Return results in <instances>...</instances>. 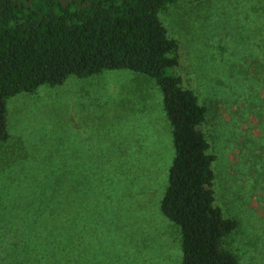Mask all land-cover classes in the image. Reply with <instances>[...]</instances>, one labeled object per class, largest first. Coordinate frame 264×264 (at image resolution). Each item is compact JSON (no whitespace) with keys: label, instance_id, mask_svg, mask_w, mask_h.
Wrapping results in <instances>:
<instances>
[{"label":"rangeland","instance_id":"rangeland-1","mask_svg":"<svg viewBox=\"0 0 264 264\" xmlns=\"http://www.w3.org/2000/svg\"><path fill=\"white\" fill-rule=\"evenodd\" d=\"M158 16L178 45L169 73L206 109L214 206L236 222L221 248L264 264V0H174ZM6 109L0 214L59 229L60 264H181L180 231L160 211L174 149L153 80L69 76ZM11 229L0 226L4 245Z\"/></svg>","mask_w":264,"mask_h":264},{"label":"trees","instance_id":"trees-1","mask_svg":"<svg viewBox=\"0 0 264 264\" xmlns=\"http://www.w3.org/2000/svg\"><path fill=\"white\" fill-rule=\"evenodd\" d=\"M173 1L0 0V142L8 138L10 98L62 85L69 76L127 70L148 77L161 93L171 127L174 157L160 211L180 231L181 264H237L221 248L236 222L214 206L215 157L203 133L206 109L169 73L178 63V45L158 15ZM27 216L0 214V226L19 225L5 245L0 230V264H60L59 229H23Z\"/></svg>","mask_w":264,"mask_h":264}]
</instances>
